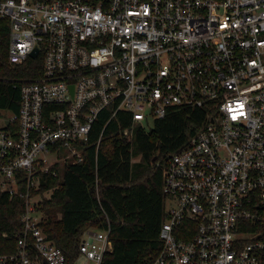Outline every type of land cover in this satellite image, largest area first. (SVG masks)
<instances>
[{"label": "built area", "instance_id": "obj_1", "mask_svg": "<svg viewBox=\"0 0 264 264\" xmlns=\"http://www.w3.org/2000/svg\"><path fill=\"white\" fill-rule=\"evenodd\" d=\"M0 18L10 63L36 49L43 63L15 81L19 109L0 118V194L22 200V233L2 234L16 250L0 264H68L44 230L47 178L90 146L97 158L119 115L132 143L182 108L207 116L163 165L153 264H264V0H0ZM111 230L87 229L72 264H103Z\"/></svg>", "mask_w": 264, "mask_h": 264}, {"label": "trees", "instance_id": "obj_2", "mask_svg": "<svg viewBox=\"0 0 264 264\" xmlns=\"http://www.w3.org/2000/svg\"><path fill=\"white\" fill-rule=\"evenodd\" d=\"M9 39L10 22L0 18V110L17 112L20 85L15 81L38 77L43 63L40 58H28L22 65L11 64ZM107 115L103 113L95 126L93 140ZM122 116L106 130L97 158V147H88L84 163L67 166L63 177L47 178L48 187L41 190H52L43 200L48 215L44 230L64 252L68 264L78 256L82 234L90 228L104 229L109 223L113 251L103 264H153L163 246L160 231L166 220L163 165L170 155L189 146L207 114L200 109H176L156 121L154 129L138 132L132 143L120 134ZM136 158L139 162H134ZM21 210V199L10 201L0 194V254L16 250V240L2 234L22 233Z\"/></svg>", "mask_w": 264, "mask_h": 264}, {"label": "rangeland", "instance_id": "obj_3", "mask_svg": "<svg viewBox=\"0 0 264 264\" xmlns=\"http://www.w3.org/2000/svg\"><path fill=\"white\" fill-rule=\"evenodd\" d=\"M5 116V112H3L2 110H0V118ZM140 158H136L134 159V162H139Z\"/></svg>", "mask_w": 264, "mask_h": 264}, {"label": "water", "instance_id": "obj_4", "mask_svg": "<svg viewBox=\"0 0 264 264\" xmlns=\"http://www.w3.org/2000/svg\"><path fill=\"white\" fill-rule=\"evenodd\" d=\"M38 54V49H36L33 53H32V58H36ZM44 183V182H43Z\"/></svg>", "mask_w": 264, "mask_h": 264}]
</instances>
